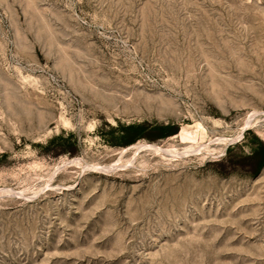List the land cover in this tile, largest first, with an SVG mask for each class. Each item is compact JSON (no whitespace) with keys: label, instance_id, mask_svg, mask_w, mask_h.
Wrapping results in <instances>:
<instances>
[{"label":"rangeland","instance_id":"rangeland-1","mask_svg":"<svg viewBox=\"0 0 264 264\" xmlns=\"http://www.w3.org/2000/svg\"><path fill=\"white\" fill-rule=\"evenodd\" d=\"M263 157L264 0H0V264H264Z\"/></svg>","mask_w":264,"mask_h":264},{"label":"trees","instance_id":"trees-1","mask_svg":"<svg viewBox=\"0 0 264 264\" xmlns=\"http://www.w3.org/2000/svg\"><path fill=\"white\" fill-rule=\"evenodd\" d=\"M144 128L143 127H140V126H131V127H128L124 130L125 132V135L127 136L128 135V139L127 140V144H132L136 139H138L141 135L140 131H143ZM155 131H159V132H162V134L159 136V137H165V136H169V135H173L175 134L176 132L173 131L170 127H158L155 129ZM262 162L264 161V157L262 158L261 160Z\"/></svg>","mask_w":264,"mask_h":264},{"label":"bare ground","instance_id":"bare-ground-1","mask_svg":"<svg viewBox=\"0 0 264 264\" xmlns=\"http://www.w3.org/2000/svg\"><path fill=\"white\" fill-rule=\"evenodd\" d=\"M239 137H240V136H239ZM223 150H224V149H223ZM223 150H222V151H223ZM100 169H101V168H100ZM116 169H118V168H116Z\"/></svg>","mask_w":264,"mask_h":264}]
</instances>
